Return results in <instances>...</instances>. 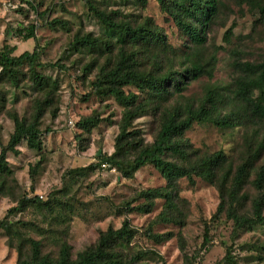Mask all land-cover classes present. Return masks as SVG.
<instances>
[{
    "label": "rangeland",
    "instance_id": "374dc122",
    "mask_svg": "<svg viewBox=\"0 0 264 264\" xmlns=\"http://www.w3.org/2000/svg\"><path fill=\"white\" fill-rule=\"evenodd\" d=\"M49 6L48 24L36 31V41L24 40L19 27L30 24L37 10ZM263 8L264 0H219L217 13L204 32V43L195 46L158 0H0V49L16 46L14 54L20 55L25 50L33 51L38 42L43 65L36 68L55 83V87L38 90L30 65H25L19 87L0 82L6 95L5 106H0V151L14 131L11 115L29 119L35 112V101L46 99L42 151L23 143L17 152L8 153L13 174L0 194V264H16L19 246L28 238L41 240L44 251L54 255L66 239L76 257L96 241L101 231L110 226L119 228L125 219L136 230L133 250L145 253L143 261L149 264H264V226L234 231L233 221L225 212L215 217L221 201L216 185L202 178H196L194 184L187 178L180 179L176 208L173 214L171 211L174 221L165 223L159 218L166 208L164 199H156L151 212L135 210L145 203L138 197L140 191L166 185V179L152 164L141 167L132 178L124 177L113 166L88 168L100 154L115 152L124 107L113 97L92 91L99 71L94 68L86 74L85 68L98 58L103 62L104 57L98 50L76 43L77 38L85 36L107 40L113 46L107 60L115 61L121 49L134 53L141 70L155 74L185 71L195 59L202 62L205 72L201 76L190 80L182 93L173 94L168 101H155L154 111L135 119L130 131L138 130L139 139L150 145L160 130V111L187 105L197 108L212 92L217 97V114L232 115L233 123L222 127L195 122L184 136L199 155L222 150L228 165L235 169L248 157L249 142L264 136V121L256 122L243 114L241 103L233 99L235 81L241 75L237 62L264 61ZM96 10L116 22H149L164 37V43L122 47ZM156 53L160 59L154 65ZM1 71L0 67V76ZM126 91L137 92L139 101L149 99L135 87H126ZM93 113L102 121L91 132H84L78 122ZM168 158L178 161L170 155ZM263 160L264 150L252 170L251 181ZM244 192L249 199L242 211L250 214L251 200L258 191L249 183ZM22 197L50 200L52 208L30 204L22 211H11ZM153 235H163V239L158 241Z\"/></svg>",
    "mask_w": 264,
    "mask_h": 264
},
{
    "label": "trees",
    "instance_id": "16d2710c",
    "mask_svg": "<svg viewBox=\"0 0 264 264\" xmlns=\"http://www.w3.org/2000/svg\"><path fill=\"white\" fill-rule=\"evenodd\" d=\"M140 1L145 2V0ZM158 2L188 34L195 46L204 43V32L217 13L219 0H158ZM51 11L52 6L41 11L37 10V16L30 24L24 25L23 28L19 27L24 40L36 41V31L48 24ZM96 13L102 23L116 33L118 42L123 43L122 47L127 44L135 48L141 44L143 47H149L152 43L156 45L164 43V37L154 30L149 22L139 25L128 21L116 22L105 12L96 10ZM230 33L231 29L227 32V37ZM76 43L98 50L104 57L103 62H99L101 58H98L89 68H85L86 74L92 72L94 68H98L99 71L91 84L92 91L100 96H111L124 107L121 132L116 139L115 152L111 155L100 154L98 161L88 166L89 169H96L106 163L115 167L124 177L132 178L141 167L152 164L166 179V185L140 191L138 197L144 199L145 203L137 206L135 210L151 212L155 200L164 199L166 208L160 213L159 218L165 223L174 221L171 211L176 208L175 198L178 196L179 180L187 178L191 184H194L196 178H202L216 185L219 190L221 201L215 217L225 212L227 218L233 221L234 231L247 226H264V160L251 181L252 170L264 150V136L249 142L248 157L235 169L232 164L228 165L227 155L222 150L199 155L184 136L185 131L195 122H213L222 127L233 123L232 115L217 114V97L214 93L209 92L205 101L197 108L191 105L165 108L162 111L158 108L157 111L161 112L160 130L150 145L144 144L139 139L138 130L130 131L135 119L146 112L154 111L155 101L159 103L168 101L173 94L182 93L190 80L201 76L205 72L202 62L195 59L185 71L169 70L163 74H155L153 71L141 70L134 53L127 54L121 49L115 61L107 60V52L113 51L112 43L107 40L85 36L77 38ZM16 50V46L10 45L0 49L2 68L0 82L5 81L11 87H19L21 75L25 76L24 67L30 65L31 78L38 90L44 91L47 87H55L51 78L43 75L36 68L43 65L40 62L41 48L38 42L33 51L25 50L20 55H15ZM159 59L160 55L156 53L154 65L159 64ZM236 66L241 75L235 81L233 99L241 103L243 114L250 116L256 122H263L264 61L237 62ZM126 87H135L139 92L146 93L149 99L139 101L140 95L134 91L127 92ZM50 94L48 92L47 96L49 97ZM5 102L6 95L0 89V106L4 107ZM35 102V112L31 118L20 117L16 113L11 115L14 131L7 146H3L0 151V194L6 188L7 178L13 174L8 162V153L17 152V147L23 143L31 149L42 151L41 123L46 99H37ZM101 121L102 118L97 113H93L82 118L78 126L84 132H91ZM168 155L176 157L178 161L171 160ZM249 183L258 194L251 200L250 214H245L242 205L249 197L244 189ZM50 203V200L43 202L37 197H22L19 205L11 211H22L30 204L50 207ZM135 235L136 230L130 220L125 219L121 227L110 226L101 231L96 241L78 252L76 257H73L72 245L66 239L61 242L55 255L44 251V243L41 240L23 239L19 246L16 264H149L143 261L145 253L140 250L134 251L132 248ZM162 236L152 237L161 241Z\"/></svg>",
    "mask_w": 264,
    "mask_h": 264
},
{
    "label": "built area",
    "instance_id": "2783aa9c",
    "mask_svg": "<svg viewBox=\"0 0 264 264\" xmlns=\"http://www.w3.org/2000/svg\"><path fill=\"white\" fill-rule=\"evenodd\" d=\"M102 166H103V167H105V168H108L110 165H108V164L104 163ZM41 198H43V196H42V195H41Z\"/></svg>",
    "mask_w": 264,
    "mask_h": 264
}]
</instances>
